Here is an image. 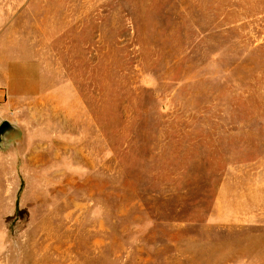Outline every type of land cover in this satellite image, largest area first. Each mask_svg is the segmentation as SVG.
<instances>
[{"label":"rangeland","instance_id":"1","mask_svg":"<svg viewBox=\"0 0 264 264\" xmlns=\"http://www.w3.org/2000/svg\"><path fill=\"white\" fill-rule=\"evenodd\" d=\"M0 264H264V0H0Z\"/></svg>","mask_w":264,"mask_h":264},{"label":"water","instance_id":"2","mask_svg":"<svg viewBox=\"0 0 264 264\" xmlns=\"http://www.w3.org/2000/svg\"><path fill=\"white\" fill-rule=\"evenodd\" d=\"M24 134L22 129L15 122L3 120L0 122V152L5 153L14 143L19 144L23 141Z\"/></svg>","mask_w":264,"mask_h":264},{"label":"crops","instance_id":"3","mask_svg":"<svg viewBox=\"0 0 264 264\" xmlns=\"http://www.w3.org/2000/svg\"><path fill=\"white\" fill-rule=\"evenodd\" d=\"M2 88V82L0 81V89ZM3 93V91L2 90H0V95ZM0 154H3V153H1L0 152Z\"/></svg>","mask_w":264,"mask_h":264}]
</instances>
